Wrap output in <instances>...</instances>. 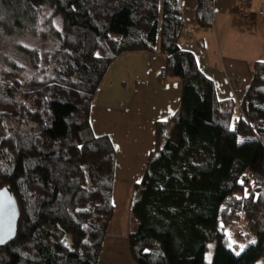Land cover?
I'll use <instances>...</instances> for the list:
<instances>
[{
  "label": "trees",
  "instance_id": "obj_1",
  "mask_svg": "<svg viewBox=\"0 0 264 264\" xmlns=\"http://www.w3.org/2000/svg\"><path fill=\"white\" fill-rule=\"evenodd\" d=\"M45 8L54 50L22 45L0 57V191L12 190L20 212L0 264H98L115 213L116 152L93 133L92 99L112 62L133 51L165 57L182 93L134 186L132 258L264 264V60L240 105L220 101L179 46L180 0H0V35L36 34ZM195 17L211 27L210 0H197Z\"/></svg>",
  "mask_w": 264,
  "mask_h": 264
},
{
  "label": "crops",
  "instance_id": "obj_2",
  "mask_svg": "<svg viewBox=\"0 0 264 264\" xmlns=\"http://www.w3.org/2000/svg\"><path fill=\"white\" fill-rule=\"evenodd\" d=\"M180 2L185 22L180 48L194 53L196 67L214 83L220 101L240 105L254 65L264 60V0H210L208 29L196 22L197 0ZM165 67L161 55L126 52L112 62L92 99L93 133L108 137L116 152L114 190H131L120 205L113 195L115 213L98 264H137L128 241L132 193L155 149L157 123L177 112L182 93V83L170 80Z\"/></svg>",
  "mask_w": 264,
  "mask_h": 264
},
{
  "label": "rangeland",
  "instance_id": "obj_3",
  "mask_svg": "<svg viewBox=\"0 0 264 264\" xmlns=\"http://www.w3.org/2000/svg\"><path fill=\"white\" fill-rule=\"evenodd\" d=\"M239 9V7H238ZM240 11V10H239ZM241 12V11H240ZM242 13V12H241ZM51 15V9L50 8H45L42 12V15L40 17V22H39V27L38 31L36 34H29L26 35L25 37H17L15 36L12 40V37H2L0 35V57L6 55H20L19 50L17 49L18 47H22V45H27L31 47H36L40 50L41 54L44 56L47 51H52L55 48V43L54 39L52 36L47 37V22L46 20L50 17ZM185 35V33H184ZM46 36V38H45ZM32 74V73H31ZM124 186V185H123ZM124 190L121 189H115L114 190V198L116 199L117 203H120V200H125L129 199L131 197V190L126 187H124ZM120 205V204H119ZM128 226L132 228L131 222H130V215L128 217ZM128 227V228H129ZM237 241V239H235ZM215 249V243L210 242L208 246V251L206 253V262L210 263L212 260L213 252Z\"/></svg>",
  "mask_w": 264,
  "mask_h": 264
},
{
  "label": "water",
  "instance_id": "obj_4",
  "mask_svg": "<svg viewBox=\"0 0 264 264\" xmlns=\"http://www.w3.org/2000/svg\"><path fill=\"white\" fill-rule=\"evenodd\" d=\"M19 207L12 190L7 187L0 191V246L14 240L19 221Z\"/></svg>",
  "mask_w": 264,
  "mask_h": 264
},
{
  "label": "built area",
  "instance_id": "obj_5",
  "mask_svg": "<svg viewBox=\"0 0 264 264\" xmlns=\"http://www.w3.org/2000/svg\"><path fill=\"white\" fill-rule=\"evenodd\" d=\"M239 10H240L241 12H243V8H242V7H239Z\"/></svg>",
  "mask_w": 264,
  "mask_h": 264
}]
</instances>
